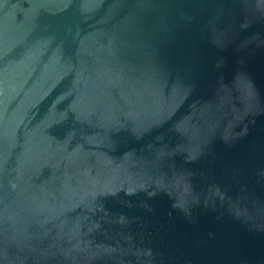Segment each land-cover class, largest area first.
<instances>
[{"label":"water","instance_id":"1","mask_svg":"<svg viewBox=\"0 0 264 264\" xmlns=\"http://www.w3.org/2000/svg\"><path fill=\"white\" fill-rule=\"evenodd\" d=\"M0 264H264V0H0Z\"/></svg>","mask_w":264,"mask_h":264}]
</instances>
